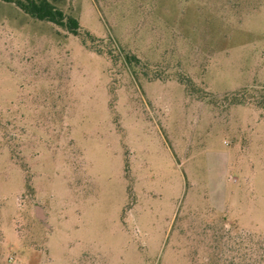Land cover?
<instances>
[{"label": "rangeland", "instance_id": "obj_1", "mask_svg": "<svg viewBox=\"0 0 264 264\" xmlns=\"http://www.w3.org/2000/svg\"><path fill=\"white\" fill-rule=\"evenodd\" d=\"M49 1L0 0V264H264V0Z\"/></svg>", "mask_w": 264, "mask_h": 264}, {"label": "trees", "instance_id": "obj_2", "mask_svg": "<svg viewBox=\"0 0 264 264\" xmlns=\"http://www.w3.org/2000/svg\"><path fill=\"white\" fill-rule=\"evenodd\" d=\"M14 2L23 12L40 20L50 21L58 26H64L71 33H77L79 23L71 16H65L62 10L56 8L49 0H5Z\"/></svg>", "mask_w": 264, "mask_h": 264}, {"label": "water", "instance_id": "obj_3", "mask_svg": "<svg viewBox=\"0 0 264 264\" xmlns=\"http://www.w3.org/2000/svg\"><path fill=\"white\" fill-rule=\"evenodd\" d=\"M35 212H36V216L39 218V220H41V221L45 220V216L42 212V208L38 204L35 205Z\"/></svg>", "mask_w": 264, "mask_h": 264}]
</instances>
